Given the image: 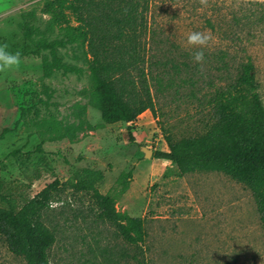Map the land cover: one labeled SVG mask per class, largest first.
Listing matches in <instances>:
<instances>
[{"label":"rangeland","instance_id":"rangeland-1","mask_svg":"<svg viewBox=\"0 0 264 264\" xmlns=\"http://www.w3.org/2000/svg\"><path fill=\"white\" fill-rule=\"evenodd\" d=\"M43 1L0 0V45L21 54L30 44L29 36L56 43L54 52L43 48L20 55L17 68L0 71V135L4 128H13L0 139V185L20 199L34 196L56 179L67 184L44 213L56 233L50 264H264V222L248 185L218 170L182 173L176 164L155 157L156 150H169L168 134L180 138L205 129L213 114L209 99L229 80L219 53L230 43L220 30L203 26L205 17L215 11V0H153L152 16L166 30L163 48L180 64L186 60L190 70L173 74L175 83L164 84L162 90L150 78L156 113L146 110L132 123L114 124L106 123L90 102L82 48L50 25ZM240 2L218 5L237 7ZM191 31L210 37L200 63L192 59L196 49L186 43ZM154 47L161 56V46ZM228 49L224 58L233 77L245 53ZM250 50L256 55L264 102V40L256 39ZM44 57L50 62L58 58L70 67H55L46 76ZM156 71L151 67L152 73ZM79 104L86 106L82 129L56 138L63 125H80L74 114ZM22 108L24 115L16 124ZM143 146L153 150L150 157ZM81 167L103 170L105 177L98 184L103 193L116 184L121 171H132L130 187L114 207L145 219L143 247L136 238L135 243L125 241L115 226L99 217L91 195L69 182ZM123 251L131 254L122 257ZM0 264H28L10 251L1 234Z\"/></svg>","mask_w":264,"mask_h":264},{"label":"trees","instance_id":"trees-1","mask_svg":"<svg viewBox=\"0 0 264 264\" xmlns=\"http://www.w3.org/2000/svg\"><path fill=\"white\" fill-rule=\"evenodd\" d=\"M204 1L211 3V0ZM227 1H213L215 11L207 14L203 23L215 32L220 30L222 39L230 43L219 53L223 67L229 72V80L219 86L209 99L213 105L212 119L202 132L180 138L168 134L169 150H156L155 157L176 164L182 173L198 169L218 170L245 183L253 191L264 222V102L259 91L256 55L250 50L256 39L264 40V0H240L237 7L218 5ZM154 4L153 0L43 1L42 9L50 16V25L82 48L89 69L90 102L98 107L106 123H132L146 110L155 114L156 100L150 78L156 81L158 90H162L164 84L170 86L175 83L173 74L180 75L182 71L190 70L186 60L180 64L168 49L163 48L167 41L166 30L152 16ZM29 39L30 44L24 45L21 56L38 53L43 48L54 52L56 48L55 42L44 38L29 36ZM154 46H161V56L155 52ZM229 47L233 53H245L233 77L224 58L230 51ZM151 49L150 57H155L152 60L148 55ZM169 66L173 72L167 69ZM55 67L70 66L58 58L53 62L43 58L42 68L46 76ZM151 67L157 71L152 73ZM165 76L167 81L163 83ZM78 107L74 114L79 117L80 125H63L62 133L56 138H66L72 135V130L82 129L86 121V106L79 104ZM23 110L25 108H22L16 124L24 115ZM12 130L4 128L0 139ZM104 177L101 169L81 167L69 182L75 189L91 195L99 217L115 226L125 241L135 243L136 238L142 243L138 247H143L147 234L145 219L114 207V203L129 189L132 171H121L116 184L106 193L101 192L98 186ZM66 186L56 179L34 196L24 195L16 199L10 191H3L0 185V234L10 251L23 257L28 264H50V249L56 242V233L45 221L44 213ZM130 254L121 252L122 257Z\"/></svg>","mask_w":264,"mask_h":264},{"label":"clouds","instance_id":"clouds-1","mask_svg":"<svg viewBox=\"0 0 264 264\" xmlns=\"http://www.w3.org/2000/svg\"><path fill=\"white\" fill-rule=\"evenodd\" d=\"M209 35L202 31H191L186 36V43L196 50L192 54V59L200 63L204 60V48L209 41ZM21 62L19 52H12L5 45H0V71L15 69Z\"/></svg>","mask_w":264,"mask_h":264},{"label":"water","instance_id":"water-1","mask_svg":"<svg viewBox=\"0 0 264 264\" xmlns=\"http://www.w3.org/2000/svg\"><path fill=\"white\" fill-rule=\"evenodd\" d=\"M142 149H143V151H144V153H145L146 156H149L150 157L152 155V152H153L152 149H148L145 146H143Z\"/></svg>","mask_w":264,"mask_h":264},{"label":"crops","instance_id":"crops-1","mask_svg":"<svg viewBox=\"0 0 264 264\" xmlns=\"http://www.w3.org/2000/svg\"><path fill=\"white\" fill-rule=\"evenodd\" d=\"M140 217V216H139Z\"/></svg>","mask_w":264,"mask_h":264}]
</instances>
